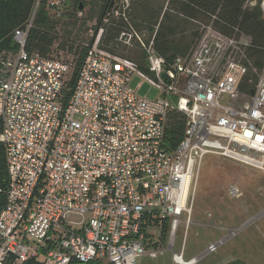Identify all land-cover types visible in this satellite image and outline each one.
Here are the masks:
<instances>
[{
	"label": "built area",
	"instance_id": "built-area-1",
	"mask_svg": "<svg viewBox=\"0 0 264 264\" xmlns=\"http://www.w3.org/2000/svg\"><path fill=\"white\" fill-rule=\"evenodd\" d=\"M65 1L49 0V14L61 16ZM131 1L119 0L110 13L118 15ZM258 2L264 17V0L248 4ZM102 31L71 87L72 61L26 52V31L15 32V53H0V142L7 166L0 264L11 255L12 264H136L166 252L171 264H198L199 257L184 258V242L174 249L182 217L191 224L203 156L264 171V70L250 96L243 95L246 68L233 55L248 39L207 27L189 56L167 64L154 49V34L144 42L137 37L144 72L101 49ZM128 35L119 40L132 47ZM133 75L159 97L137 96L128 86ZM171 110L185 118L173 149L165 142ZM229 195L240 192L231 186ZM72 214L87 220L73 226Z\"/></svg>",
	"mask_w": 264,
	"mask_h": 264
},
{
	"label": "trees",
	"instance_id": "trees-1",
	"mask_svg": "<svg viewBox=\"0 0 264 264\" xmlns=\"http://www.w3.org/2000/svg\"><path fill=\"white\" fill-rule=\"evenodd\" d=\"M150 1L132 0L128 8L118 9L115 16L108 12L110 0H66L61 16L55 17L49 14V0H0V53H15L17 46L13 36L16 31H26V52L55 59L71 58L74 65L68 81L71 87L99 29L103 30L99 41L101 49L132 60L147 72L142 50L118 42L120 34H130L131 29L147 34L148 38L154 34V49L169 64L176 57L189 56L205 32L201 27H210L237 41L248 39V46L233 55L235 61L246 68L240 92L250 96L264 70V17L259 2L250 6L249 0H165L156 7ZM93 20V35L86 41L82 29ZM184 126V116L171 110L165 125V142L171 149L181 140ZM1 127L0 121V132ZM6 192V154L0 142V212L6 203ZM26 264L40 263L29 261Z\"/></svg>",
	"mask_w": 264,
	"mask_h": 264
},
{
	"label": "rangeland",
	"instance_id": "rangeland-1",
	"mask_svg": "<svg viewBox=\"0 0 264 264\" xmlns=\"http://www.w3.org/2000/svg\"><path fill=\"white\" fill-rule=\"evenodd\" d=\"M164 1L150 2L158 7ZM94 24V20L88 21L82 29V37L86 41L93 34ZM206 28L201 27L202 30ZM119 37L117 41L121 42ZM137 37L143 42L149 38L147 34L131 29L127 36V40L133 44L130 48L140 50ZM2 56L11 55L3 53ZM128 86L136 91L137 96L150 100L159 97L158 90L136 75L130 78ZM231 186L239 190V197L229 195ZM189 219L191 224L187 227L186 217H182L174 249L179 252L184 242L185 259L199 257L198 264H228L235 261L264 264V171L215 154H205L198 171ZM86 220L87 215L79 214H72L68 218L73 226ZM213 244L218 245L216 250L205 254ZM170 257L171 253L166 252L158 259L139 258L136 264H171Z\"/></svg>",
	"mask_w": 264,
	"mask_h": 264
},
{
	"label": "water",
	"instance_id": "water-1",
	"mask_svg": "<svg viewBox=\"0 0 264 264\" xmlns=\"http://www.w3.org/2000/svg\"><path fill=\"white\" fill-rule=\"evenodd\" d=\"M118 3H119V0H110L108 12H111L112 10H114L115 6H117ZM13 259H14V256L11 255L7 259V261L5 262V264H12L13 263Z\"/></svg>",
	"mask_w": 264,
	"mask_h": 264
}]
</instances>
